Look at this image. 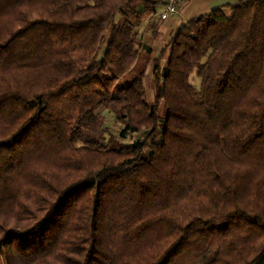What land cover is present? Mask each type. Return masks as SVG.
Segmentation results:
<instances>
[{"label":"trees","instance_id":"1","mask_svg":"<svg viewBox=\"0 0 264 264\" xmlns=\"http://www.w3.org/2000/svg\"><path fill=\"white\" fill-rule=\"evenodd\" d=\"M159 1L0 0V264H264V0Z\"/></svg>","mask_w":264,"mask_h":264},{"label":"crops","instance_id":"2","mask_svg":"<svg viewBox=\"0 0 264 264\" xmlns=\"http://www.w3.org/2000/svg\"><path fill=\"white\" fill-rule=\"evenodd\" d=\"M239 1L240 0H186L180 6L176 14L170 15L165 20L159 22V37L155 41L156 44H158V50L155 56H157L159 51L167 44L176 30L186 23V21L204 15L216 7L233 5Z\"/></svg>","mask_w":264,"mask_h":264},{"label":"rangeland","instance_id":"3","mask_svg":"<svg viewBox=\"0 0 264 264\" xmlns=\"http://www.w3.org/2000/svg\"><path fill=\"white\" fill-rule=\"evenodd\" d=\"M144 29H145V21L143 22V24L139 28V32L142 33ZM143 41L146 44L154 45V49L153 50H155V53L157 52L158 44H156L155 41L150 39L148 33H144L143 34ZM56 47L58 49L62 48L60 45H56ZM65 49L70 54V56L76 62L77 65L85 66L86 62L88 63L89 55L81 53L76 45L66 47ZM133 75H134V70L133 71L131 70V71L127 72L123 77H121V79H119L117 81L116 86L118 87V86H122V85L126 84L127 81ZM190 79L192 80V82L196 86L199 85V79L196 78V75L194 73L191 74ZM145 87H146L148 101L152 102L153 101V96H154V85H153V72H152V67L151 66L147 68V75H146V78H145ZM102 114H103V117H104L102 119H103L104 125L106 126L107 132L108 133L110 132V134L117 135V132L120 129L119 124L117 122L113 121L112 115L110 113H106V111H103Z\"/></svg>","mask_w":264,"mask_h":264},{"label":"built area","instance_id":"4","mask_svg":"<svg viewBox=\"0 0 264 264\" xmlns=\"http://www.w3.org/2000/svg\"><path fill=\"white\" fill-rule=\"evenodd\" d=\"M186 0H160L158 3V10L156 13L151 16L148 20H152L153 18H159L160 20H165L168 16L176 14L180 8V6Z\"/></svg>","mask_w":264,"mask_h":264}]
</instances>
